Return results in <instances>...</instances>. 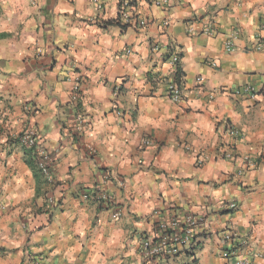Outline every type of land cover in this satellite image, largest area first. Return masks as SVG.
Wrapping results in <instances>:
<instances>
[{"label":"clouds","instance_id":"clouds-1","mask_svg":"<svg viewBox=\"0 0 264 264\" xmlns=\"http://www.w3.org/2000/svg\"><path fill=\"white\" fill-rule=\"evenodd\" d=\"M0 264H264V0H0Z\"/></svg>","mask_w":264,"mask_h":264}]
</instances>
